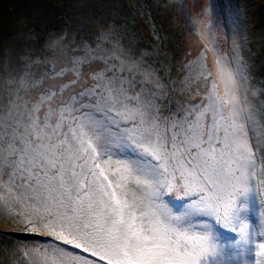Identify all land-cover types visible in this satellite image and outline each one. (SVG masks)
<instances>
[{"label": "snow or ice", "instance_id": "6c2138e0", "mask_svg": "<svg viewBox=\"0 0 264 264\" xmlns=\"http://www.w3.org/2000/svg\"><path fill=\"white\" fill-rule=\"evenodd\" d=\"M178 3L208 42L180 89L201 81L204 95L175 111L164 110L174 94L168 81L115 28L91 44L50 47L35 61L25 54L8 73L0 86V215L21 228L0 231V257L7 247L27 264H264V209L254 227L236 205L250 191L264 205V103L241 116L249 79L239 22L232 13L214 17L207 0ZM224 29L232 50L221 55ZM58 61L67 67L57 71ZM67 73L75 79L55 83ZM216 227L235 238L222 242Z\"/></svg>", "mask_w": 264, "mask_h": 264}, {"label": "rangeland", "instance_id": "374dc122", "mask_svg": "<svg viewBox=\"0 0 264 264\" xmlns=\"http://www.w3.org/2000/svg\"><path fill=\"white\" fill-rule=\"evenodd\" d=\"M84 1L87 0H0V86L8 79V73L17 66V62L23 55H28L32 61L42 57L43 50L40 52V46L35 44L36 40L40 41L41 34L39 35L38 31L47 30L43 26L46 19L51 21L50 17L53 20L54 16L61 10L64 12L68 9L70 21L66 22V25L69 28L62 32L65 39L57 43L55 38L56 44H53L52 47L59 50L64 45L70 49L74 44H91L96 37L95 31L82 32V27L89 26V23L85 24V22L94 21V30H97L101 25H104V31L115 28L119 32L118 38L123 41L127 50L141 61L145 60L142 55H147L151 65L157 71H159L158 65L162 62H159L155 52L162 55L163 49L166 47L167 55L164 57V61L166 59L167 64L169 61L168 69L172 71L174 76L172 77L171 74L167 73L170 78L161 77V80L168 81L174 94L165 97V111H175L182 106V102L198 101L204 95L201 88L197 87V84H201L202 87L201 81H195L190 89L188 88L189 90L180 91L181 81L188 74L190 63L201 52L205 51L203 45L208 40L198 28L182 19L178 0H116L111 4L107 3L106 6V1L101 6L94 0L91 1L92 12L87 11L89 4H84ZM183 2L189 4L192 0H183ZM194 2L199 7L205 0H194ZM207 4L214 5L210 9L214 17L222 19L232 13L234 18L238 20L241 37L244 39L239 56L241 63L245 65L249 88L256 92V95L250 94L247 99L253 107L260 108L261 104L264 103V42L258 41V39L264 38V0H207ZM103 10H107V13L97 14V11ZM64 17L67 16L62 14L61 19ZM58 30L62 31L63 28ZM69 31L71 33H68ZM49 33L53 37L52 34L57 35L58 31L55 32L50 29ZM137 34L143 37L141 46ZM218 34L222 48L221 55L231 52V33L224 29L219 30ZM57 36H60V33ZM145 38H148L146 43H144ZM153 38L158 40L155 44L161 46V49L155 48L154 54H151L150 50L153 47L148 45L150 44L149 40ZM237 43H240V39L237 40ZM6 46L12 47L13 52L7 53ZM138 49L141 51L140 53H138ZM71 54L69 52V56ZM211 61L212 53H206V63H211ZM43 67V64L34 66L33 71H38ZM60 67H67V65L58 61L56 70L58 71ZM261 73H263L262 76H260ZM87 74L88 68L83 66L81 68V81L87 79ZM72 79L75 77L71 73H67L65 77L58 78L55 83H68ZM261 112V118L264 119V108H261ZM260 154H264V149L258 152V155ZM173 202L178 204L176 201ZM236 205L240 209L239 216L241 219L247 220L254 227L258 226L259 215L264 209V205L260 203V197L255 191L238 195ZM178 210L173 208V211ZM20 228L21 226L15 224L11 216L0 215V231H17ZM215 232L218 238L225 243L235 238L233 233H231V237H227L225 235L227 231L219 227L215 228ZM7 243L5 241V244ZM3 251L5 254L0 257V264H22V262L27 264L26 258L22 254L13 255L8 252L7 247H4Z\"/></svg>", "mask_w": 264, "mask_h": 264}, {"label": "trees", "instance_id": "16d2710c", "mask_svg": "<svg viewBox=\"0 0 264 264\" xmlns=\"http://www.w3.org/2000/svg\"><path fill=\"white\" fill-rule=\"evenodd\" d=\"M88 1V2H87ZM87 1H84V4H89V8L87 9V11L89 12V11H91L92 12V10H93V5H92V3H91V1H94V0H87ZM106 1V2H105ZM114 1H116V0H96V2L97 3H99L101 6H102V4L105 2V6L107 5V3L108 4H111V3H113ZM67 8V7H66ZM57 10V9H56ZM66 11H67V15H66ZM104 12H106L107 13V10L106 11H97V14L98 15H101V14H103ZM54 13H56V12H54ZM54 13L52 14L53 16H54ZM62 14H63V16H67V17H64V19H61V16H62ZM90 14V13H89ZM50 19H51V21H49V19L47 20H45V22H44V24H43V26L45 27V28H47V30H44V29H41V31L39 30L38 31V34L40 35V41H35V44H36V46H40V48H39V51L41 52V50H43V52H46L47 50H49V48L50 47H48L47 45H49V43L51 42V41H54L55 40V37H51V34L49 33V31H50V29L52 30V31H55V32H57L58 31V34L57 35H59V33H60V35H63L64 33H62L63 31H67V29L69 28V26H67L66 25V22H69L70 20H69V11H68V9L67 10H64V12H63V10H61L58 14H56L55 16H54V19L52 20V18L50 17ZM89 23V26H83L82 27V32H86V33H88V32H92V31H95V33H94V35L96 36V34H97V32L98 31H100V30H103L104 31V25H101L97 30H94L95 29V22L94 21H87V22H85V24H88ZM63 28V30L62 31H59L58 29L59 28ZM162 27H164V26H162ZM49 28V29H48ZM68 33H71V31H69ZM74 35L75 36H77L75 33H74ZM95 38V37H94ZM137 39H139V43H140V46H141V42H142V40H143V37L141 36V35H139V34H137ZM148 41V38H145L144 39V43H146ZM154 41V42H153ZM158 40H156V39H152V40H149V42H150V44L148 45V46H152L153 47V49L152 50H150L151 51V54H154V50H155V48L158 50V47H159V49H161V46H157L156 44H155V42H157ZM258 41H262V42H264V38L263 39H258ZM56 44V42L54 43V45ZM256 44H258V43H256ZM155 45H156V47H155ZM257 46V45H256ZM256 46H254V47H256ZM52 47V46H51ZM12 47H9V46H6V51H7V53L8 52H10V53H12L13 52V49H11ZM1 49V48H0ZM4 50V49H3ZM166 47L163 49V52H162V50H160L161 52H162V55L160 54L159 55V52H158V54L155 52V54H156V56H157V58H158V60H159V62H162V63H160L159 65H158V69H159V71H157V74L160 76V77H168V78H170L168 75H167V73L168 74H171L172 75V77L174 76V74L172 73V71L170 70V69H168V64H169V61H168V64L166 63V59H165V61H164V57H166ZM141 51L138 49V53H140ZM165 53V54H164ZM144 58H145V60H144V62H146V63H148V64H150L151 65V62H150V59L148 58V56L146 55H142ZM168 57V56H167ZM168 59H169V57H168ZM259 75V74H258ZM257 75V76H258ZM263 75V73H261L260 74V76H262ZM258 78H260V77H258ZM190 89V88H189ZM188 89V90H189Z\"/></svg>", "mask_w": 264, "mask_h": 264}, {"label": "clouds", "instance_id": "9594fccd", "mask_svg": "<svg viewBox=\"0 0 264 264\" xmlns=\"http://www.w3.org/2000/svg\"><path fill=\"white\" fill-rule=\"evenodd\" d=\"M54 43H55V41H51V42L49 43V45H47V46H48V47H51ZM113 57H114L115 59H117V60H121V59H122L121 56H120V54H119L118 52H114V53H113ZM143 78H144L145 82L151 84L152 87L155 88V89H157V90H160V89L163 87V85L156 83V81H155L150 75L145 74V76H144ZM241 93H242V94H246L247 97H248L250 94H251V95H256V92H255L254 90H250V88H249V84H244V85H242V87H241ZM184 106H190V105H186V104H184ZM252 107H253V105H252L250 102H248V103L242 105L243 110H242V112H241V116H242V117L246 116ZM228 111H229V109L226 108V109H225V113L227 114Z\"/></svg>", "mask_w": 264, "mask_h": 264}]
</instances>
